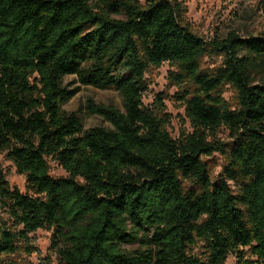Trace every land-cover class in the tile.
<instances>
[{"label":"trees","instance_id":"trees-1","mask_svg":"<svg viewBox=\"0 0 264 264\" xmlns=\"http://www.w3.org/2000/svg\"><path fill=\"white\" fill-rule=\"evenodd\" d=\"M181 10L178 0H0V151L27 187L0 167V264L41 228L54 230L61 264H225L244 258L241 246L264 264V79L253 75L264 31L207 40ZM214 56L221 64L204 69ZM165 62L197 86L183 96L194 127L183 139L143 105L147 72ZM82 86L121 95L122 108L85 105L109 127L85 128L64 109ZM221 128L230 143L216 140ZM226 145L212 181L201 156ZM49 158L68 176H52Z\"/></svg>","mask_w":264,"mask_h":264},{"label":"rangeland","instance_id":"rangeland-1","mask_svg":"<svg viewBox=\"0 0 264 264\" xmlns=\"http://www.w3.org/2000/svg\"><path fill=\"white\" fill-rule=\"evenodd\" d=\"M178 2L182 7L181 22L207 40L217 36L225 37L231 31L241 36L259 35L264 31V0H178ZM221 62V56L206 57L202 61V66L204 69H213ZM262 62L258 72L253 74L255 83H260L264 79V59ZM177 71L176 67L168 62L158 67H151L146 74L148 88L143 94V105L166 121V129L174 139H183L194 131L192 122L186 114L183 96L189 91L195 92L197 86L191 81L180 85L174 77ZM65 81L74 82L75 76H66ZM221 91L231 108L240 107L239 94L234 86L224 84ZM88 99L100 104H113L120 108L123 106L122 97L115 89L82 86L81 90L64 105V109L77 112L85 128L96 125L110 126L101 116L86 112L85 105ZM216 140L228 144L233 138L226 128H221ZM225 148L227 152L214 151L212 155L201 156L212 181L222 176L223 169L229 162L230 148L227 145ZM48 161L52 176H68V172L58 161L51 158ZM0 167L4 170L10 185L27 192L26 176L17 170L7 152L0 151ZM188 184L189 181L185 180L184 185ZM0 214L3 215L2 212ZM53 233L54 230L48 228H41L31 233L27 244H21L19 251L10 255V259L14 264H61L57 248L53 246ZM240 250L244 255L242 260H239L235 253H231L225 264H246V261L257 263L258 257L251 247L241 246Z\"/></svg>","mask_w":264,"mask_h":264}]
</instances>
